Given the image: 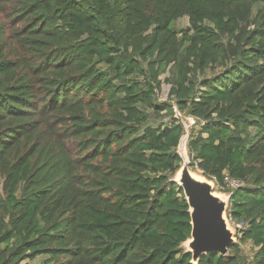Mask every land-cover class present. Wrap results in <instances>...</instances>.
Instances as JSON below:
<instances>
[{"label": "trees", "instance_id": "obj_1", "mask_svg": "<svg viewBox=\"0 0 264 264\" xmlns=\"http://www.w3.org/2000/svg\"><path fill=\"white\" fill-rule=\"evenodd\" d=\"M0 3V264H192L176 114L264 264V0Z\"/></svg>", "mask_w": 264, "mask_h": 264}, {"label": "water", "instance_id": "obj_2", "mask_svg": "<svg viewBox=\"0 0 264 264\" xmlns=\"http://www.w3.org/2000/svg\"><path fill=\"white\" fill-rule=\"evenodd\" d=\"M176 176L178 180L174 182L181 188L189 208L191 233L186 252L191 254V263L197 264L201 256L210 253L225 256L234 244L225 218L226 201L214 195L207 181L192 177L189 162L182 161Z\"/></svg>", "mask_w": 264, "mask_h": 264}, {"label": "rangeland", "instance_id": "obj_3", "mask_svg": "<svg viewBox=\"0 0 264 264\" xmlns=\"http://www.w3.org/2000/svg\"><path fill=\"white\" fill-rule=\"evenodd\" d=\"M0 23H3L5 25V29L6 31H10L11 29V21L9 19V8L8 5L5 6L4 4L0 3ZM175 26L177 27V29H186L188 27V22H187V18H182L180 20H178L175 24ZM11 57L17 58L19 57V55L22 53L21 48L19 45H12L11 46ZM165 75L161 77V91L158 94V100L159 101H166L168 98V92H169V85L164 81L165 79ZM176 118H178L180 120V122L183 125V129H184V134L183 137L181 139L180 145L178 147V154L180 155V157L182 158V161H184L185 163L189 162V154H188V150H187V138H188V134L192 128V126L194 125V121L189 118V117H180L179 115L176 114ZM169 122V121H168ZM195 130L199 129V126H194ZM190 172L195 173V175L200 179V180H205L207 181L205 178L202 177L201 173L198 170H190ZM178 176H176L177 179ZM212 187H213V193L214 195H216L217 197H219L220 199L226 201L227 202V195L225 192L223 193L222 190H220L219 188L216 187L215 183L213 181H207ZM225 218H226V214H225ZM228 227L231 231L232 230V225L227 223ZM233 233V232H232ZM234 234V233H233ZM241 237V236H240ZM239 241V237L234 236V244L238 243ZM189 239L183 243L181 245V248L184 251H187V245H188ZM239 250H240V254L241 256L244 258L245 264H250L251 260H252V255L254 253V248L252 247V244L250 242H241L239 243Z\"/></svg>", "mask_w": 264, "mask_h": 264}, {"label": "built area", "instance_id": "obj_4", "mask_svg": "<svg viewBox=\"0 0 264 264\" xmlns=\"http://www.w3.org/2000/svg\"><path fill=\"white\" fill-rule=\"evenodd\" d=\"M230 184V186L231 187H235L237 184L236 183H233V182H230L229 183ZM226 219H227V222L229 223V224H231L232 225V230L233 231H231V232H233L232 234H233V239H234V236H237V237H239V239L241 238L240 236H242V234H243V231L247 228V223H243V222H241V223H234V222H232L231 221V219L229 218V217H227L226 216Z\"/></svg>", "mask_w": 264, "mask_h": 264}, {"label": "bare ground", "instance_id": "obj_5", "mask_svg": "<svg viewBox=\"0 0 264 264\" xmlns=\"http://www.w3.org/2000/svg\"><path fill=\"white\" fill-rule=\"evenodd\" d=\"M191 175H192V177H194L195 179H198V180H199V178L195 175V173H192V172H191ZM176 180H178V177H177Z\"/></svg>", "mask_w": 264, "mask_h": 264}]
</instances>
